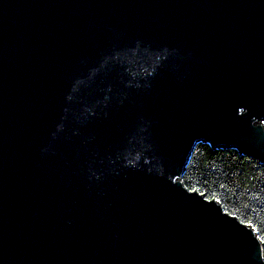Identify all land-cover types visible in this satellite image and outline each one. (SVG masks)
<instances>
[{
	"label": "water",
	"instance_id": "obj_1",
	"mask_svg": "<svg viewBox=\"0 0 264 264\" xmlns=\"http://www.w3.org/2000/svg\"><path fill=\"white\" fill-rule=\"evenodd\" d=\"M200 143L264 164V0H0V264H264Z\"/></svg>",
	"mask_w": 264,
	"mask_h": 264
},
{
	"label": "trees",
	"instance_id": "obj_2",
	"mask_svg": "<svg viewBox=\"0 0 264 264\" xmlns=\"http://www.w3.org/2000/svg\"><path fill=\"white\" fill-rule=\"evenodd\" d=\"M183 185L216 200L250 226L264 245V164L235 148L197 144L182 176Z\"/></svg>",
	"mask_w": 264,
	"mask_h": 264
}]
</instances>
